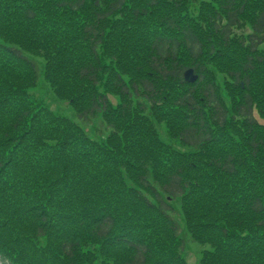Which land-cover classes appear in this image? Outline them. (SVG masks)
<instances>
[{
    "label": "trees",
    "instance_id": "obj_1",
    "mask_svg": "<svg viewBox=\"0 0 264 264\" xmlns=\"http://www.w3.org/2000/svg\"><path fill=\"white\" fill-rule=\"evenodd\" d=\"M263 43L264 0H0V262L186 264L177 215L199 264H264Z\"/></svg>",
    "mask_w": 264,
    "mask_h": 264
},
{
    "label": "rangeland",
    "instance_id": "obj_2",
    "mask_svg": "<svg viewBox=\"0 0 264 264\" xmlns=\"http://www.w3.org/2000/svg\"><path fill=\"white\" fill-rule=\"evenodd\" d=\"M203 1H207V0H203ZM245 28L246 27H244L243 29H245ZM245 32L247 33L248 30L245 29ZM34 97L42 99L46 104L49 105V107L52 110H54L55 113L58 112V113L62 114L63 117H66L68 119H71V120L81 124L82 126L87 128V131L90 130L91 136H94L95 127H96L95 131H98L100 129V125L96 122H87V123L81 122L80 123V121L77 119V117L74 115V113L70 110V108L67 107V105L64 103L55 102L52 99V97L50 96L49 92L43 86H39L38 89H36V91L34 92ZM96 140L100 141L101 139H96ZM184 236H185V234H183V240H184V244H185V248H184V256L186 258L185 260H186L187 264H197L198 252H199L198 248H197V246L193 245L187 237H184ZM203 248H205V246H203L202 249Z\"/></svg>",
    "mask_w": 264,
    "mask_h": 264
},
{
    "label": "water",
    "instance_id": "obj_3",
    "mask_svg": "<svg viewBox=\"0 0 264 264\" xmlns=\"http://www.w3.org/2000/svg\"><path fill=\"white\" fill-rule=\"evenodd\" d=\"M184 79L185 81L192 83L196 80V76H193L192 70H188L184 73Z\"/></svg>",
    "mask_w": 264,
    "mask_h": 264
},
{
    "label": "bare ground",
    "instance_id": "obj_4",
    "mask_svg": "<svg viewBox=\"0 0 264 264\" xmlns=\"http://www.w3.org/2000/svg\"><path fill=\"white\" fill-rule=\"evenodd\" d=\"M254 118H255L257 121H262V119H261L260 117L255 116Z\"/></svg>",
    "mask_w": 264,
    "mask_h": 264
}]
</instances>
